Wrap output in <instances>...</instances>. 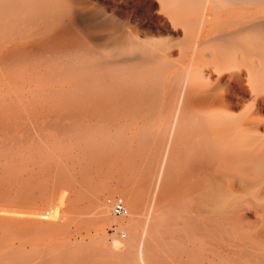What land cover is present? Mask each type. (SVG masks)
<instances>
[{
  "label": "bare ground",
  "instance_id": "6f19581e",
  "mask_svg": "<svg viewBox=\"0 0 264 264\" xmlns=\"http://www.w3.org/2000/svg\"><path fill=\"white\" fill-rule=\"evenodd\" d=\"M0 142V264H264V0H0Z\"/></svg>",
  "mask_w": 264,
  "mask_h": 264
},
{
  "label": "rangeland",
  "instance_id": "374dc122",
  "mask_svg": "<svg viewBox=\"0 0 264 264\" xmlns=\"http://www.w3.org/2000/svg\"><path fill=\"white\" fill-rule=\"evenodd\" d=\"M39 137L38 135H35L34 136V138L35 137ZM42 136H45V135H42ZM42 136H40L41 137V139L43 138ZM33 138V139H34ZM45 138L47 139V137L45 136ZM11 139V138H10ZM38 138H35L34 140L35 141H38V142H40L39 143V145L41 144V147L40 146H38L37 148H41L40 149V152H39V149H38V151L36 150L35 151V155H37L35 158H37V160H35V162H37L38 163V160H40L39 162L41 163H43L44 161L47 163V161L48 160H45L46 158L48 159H50V157H48V156H44L45 155V153H46V155H47V152L50 150V148H49V145H48V143H47V145L45 146L44 144H43V146H42V140H37ZM44 139V138H43ZM35 141H33V143H35ZM44 141V140H43ZM44 143V142H43ZM38 145V143L36 142L35 144H34V146L35 145ZM0 145H1V142H0ZM36 145V146H37ZM44 146H45V148H44ZM42 147H43V149H42ZM36 148V149H37ZM47 149H48V151H47ZM2 150H4L3 148H2ZM43 150H44V152H43ZM52 150V149H51ZM63 151V150H62ZM50 153H48L49 155L51 154L52 155V151H49ZM43 155L44 157V159L43 158H39L38 159V156H40V155ZM34 158V159H35ZM29 159V158H28ZM36 163V164H37ZM39 164V163H38ZM92 172V171H91ZM93 173V172H92ZM92 173L90 174V178L92 179V180H94L95 182H93L92 180V183H91V181H90V178H87V179H89V181H87V185H86V187H84L85 189H86V193H87V195L88 196H90V194H91V197H97V195H98V193L95 191V193L94 192H90V191H88V190H90L92 187H95V186H97L98 185V183H97V181H98V175H97V177L95 176L96 175V173L94 172L93 173V175H92ZM49 184V183H48ZM47 184V187L51 190V188L53 187V182H50V185H48ZM88 185H94V186H92V187H89ZM88 187V188H87ZM47 188V189H48ZM61 189H63L64 190V187H60V190ZM62 191V190H61ZM94 191V190H93ZM60 192V191H59ZM64 192V191H63ZM61 193V192H60ZM88 193H90V194H88ZM97 193V195L96 196H94L95 194ZM67 194H69V192H67ZM93 194V195H92ZM69 196V199L71 200L72 199V197L70 198V195H68ZM99 196V195H98ZM106 196V198H108V201H112L113 199H115L116 197H121V198H123L122 196H120L119 194H116V195H113V196H107V195H105ZM88 198H85L84 200H87ZM124 199V198H123ZM69 200V201H70ZM83 200V201H84ZM125 200V199H124ZM88 201H89V199H88ZM85 202V203H83L82 205L81 204H78V206H80L81 205V209L83 208L85 211H90L89 210V208H90V201L89 202ZM125 202H126V200H125ZM110 205V204H109ZM75 206V207H74ZM76 204L75 205H73L71 208H70V210L69 209H67V211L69 210V214L66 212V215H65V217L67 216V214L69 215V217L66 219L65 218V220H67L66 221V226H68V227H70L69 229H70V231H69V229H68V227H66V232H65V234H62V235H60V236H56V237H47V236H43V237H41V238H39V240L37 241V246L40 248V249H42V248H44V247H47L48 245H50V244H52L53 243V245H58V244H61V243H63V242H68L69 240L68 239H70V241L69 242H72V243H78V244H80V243H83L84 245H85V250L86 251H90V252H92L93 253V258L95 259V260H98V261H100L101 260V256L100 255H98L99 254V252H101V250H103V251H106V248L107 249H109V247L111 248V246L114 244V242L117 240V239H120V240H126V238H122V237H120L118 234H116V229H117V225H114V224H111V225H97L96 224V226H95V224H93V226H92V224L90 223V222H86V225L87 226H85V222L83 223L82 221L83 220H85V218H82V217H79L78 218V216L76 217V209L77 208H79ZM126 206H127V203H126ZM88 208V209H85V208ZM66 208V207H65ZM127 208H128V206H127ZM76 210V211H75ZM128 211L130 212V210H129V208H128ZM76 214V215H75ZM110 216H111V218H113V220H118V221H124V219L125 218H128V216L127 217H125V218H117V217H114L113 215H111V213H110ZM83 220H82V219ZM86 219H88V218H86ZM123 219V220H122ZM76 220H78V221H76ZM80 220H82L81 222H82V224L80 225ZM87 221V220H86ZM77 222V223H76ZM78 222H80V223H78ZM68 223H70L69 225H67ZM79 224L77 227H75L76 226V224ZM75 224V225H74ZM82 225H84L85 227H83ZM80 226H82V227H80ZM80 229H79V228ZM75 228V229H74ZM67 229H68V232H67ZM76 230V231H75ZM78 231V232H77ZM118 231V230H117ZM121 231V230H120ZM120 231H118L117 233H119ZM77 232V233H76ZM78 233H80V234H78ZM115 234V235H114ZM67 239V240H66ZM66 240V241H65ZM75 241V242H74ZM83 244H81V245H83ZM112 244V245H111ZM105 249V250H104ZM102 251V252H103ZM98 252V253H97ZM96 253H97V255H96ZM100 259V260H99ZM157 264H167V263H157ZM168 264H171V263H168ZM172 264H180V263H177V262H173Z\"/></svg>",
  "mask_w": 264,
  "mask_h": 264
},
{
  "label": "built area",
  "instance_id": "2783aa9c",
  "mask_svg": "<svg viewBox=\"0 0 264 264\" xmlns=\"http://www.w3.org/2000/svg\"><path fill=\"white\" fill-rule=\"evenodd\" d=\"M110 202H111L110 203L111 204V214L114 217L125 218L128 216V208H127L126 202L123 198L116 197L115 199H113ZM121 236L123 238H125L124 234H121Z\"/></svg>",
  "mask_w": 264,
  "mask_h": 264
}]
</instances>
